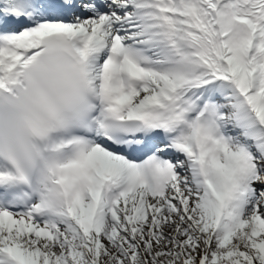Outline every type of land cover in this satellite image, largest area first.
<instances>
[{
    "label": "snow or ice",
    "instance_id": "1",
    "mask_svg": "<svg viewBox=\"0 0 264 264\" xmlns=\"http://www.w3.org/2000/svg\"><path fill=\"white\" fill-rule=\"evenodd\" d=\"M0 264H264V0H0Z\"/></svg>",
    "mask_w": 264,
    "mask_h": 264
}]
</instances>
